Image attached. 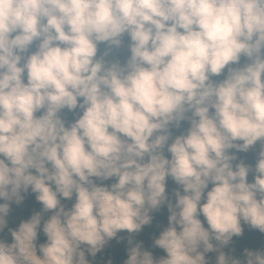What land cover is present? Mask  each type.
<instances>
[{
    "label": "clouds",
    "instance_id": "clouds-1",
    "mask_svg": "<svg viewBox=\"0 0 264 264\" xmlns=\"http://www.w3.org/2000/svg\"><path fill=\"white\" fill-rule=\"evenodd\" d=\"M0 264H264V0H0Z\"/></svg>",
    "mask_w": 264,
    "mask_h": 264
},
{
    "label": "trees",
    "instance_id": "trees-1",
    "mask_svg": "<svg viewBox=\"0 0 264 264\" xmlns=\"http://www.w3.org/2000/svg\"><path fill=\"white\" fill-rule=\"evenodd\" d=\"M257 148H258V145H257ZM248 157H249V162H251V160H252V154L249 153L248 154ZM249 179H251V177H249ZM168 187H169V189H171L172 187H174V185L172 184V182L170 180L168 182Z\"/></svg>",
    "mask_w": 264,
    "mask_h": 264
}]
</instances>
